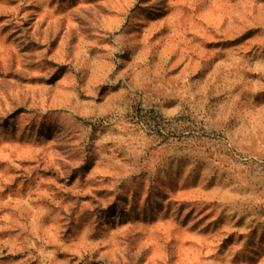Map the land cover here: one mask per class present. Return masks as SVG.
<instances>
[{
	"label": "rangeland",
	"instance_id": "374dc122",
	"mask_svg": "<svg viewBox=\"0 0 264 264\" xmlns=\"http://www.w3.org/2000/svg\"><path fill=\"white\" fill-rule=\"evenodd\" d=\"M0 264H264V0H0Z\"/></svg>",
	"mask_w": 264,
	"mask_h": 264
}]
</instances>
